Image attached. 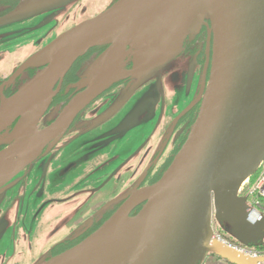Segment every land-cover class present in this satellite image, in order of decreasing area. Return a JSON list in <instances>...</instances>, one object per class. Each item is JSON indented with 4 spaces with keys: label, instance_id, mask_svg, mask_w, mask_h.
<instances>
[{
    "label": "water",
    "instance_id": "water-1",
    "mask_svg": "<svg viewBox=\"0 0 264 264\" xmlns=\"http://www.w3.org/2000/svg\"><path fill=\"white\" fill-rule=\"evenodd\" d=\"M65 1L73 0H26L0 24ZM205 21L213 35L210 78L188 139L169 168L77 247L37 264H200L207 254L226 264L264 261L213 238L214 222L239 245L264 246V215L249 211L240 196L264 159V0H116L59 35L28 60L42 69L1 102L0 134L17 123L14 144L0 153V188L111 84L128 76L134 90L162 75ZM101 46L108 48L75 85L83 92L50 127L37 131L75 61ZM128 56L130 72L123 69Z\"/></svg>",
    "mask_w": 264,
    "mask_h": 264
},
{
    "label": "flooded vegetation",
    "instance_id": "flooded-vegetation-1",
    "mask_svg": "<svg viewBox=\"0 0 264 264\" xmlns=\"http://www.w3.org/2000/svg\"><path fill=\"white\" fill-rule=\"evenodd\" d=\"M25 1L0 0V22ZM115 1H65L1 23L0 105L42 69L27 65L31 57ZM107 48H91L75 61L39 119L37 131L50 127L83 92L75 85ZM212 57L213 35L205 21L185 39L182 51L162 75L134 90L131 77L119 79L82 109L57 139L43 145L0 188V264H37L72 250L133 193L157 183L198 117ZM132 67L133 58L128 56L123 69L130 72ZM16 123L0 134V153L14 144L10 141Z\"/></svg>",
    "mask_w": 264,
    "mask_h": 264
},
{
    "label": "built area",
    "instance_id": "built-area-1",
    "mask_svg": "<svg viewBox=\"0 0 264 264\" xmlns=\"http://www.w3.org/2000/svg\"><path fill=\"white\" fill-rule=\"evenodd\" d=\"M240 196L246 199V205L249 211L256 215H264V159L256 174L244 184L240 191ZM213 238H216L246 257L253 259L264 258V250H261L258 247H245L230 242L224 239L219 232H215ZM259 264H264V261Z\"/></svg>",
    "mask_w": 264,
    "mask_h": 264
},
{
    "label": "rangeland",
    "instance_id": "rangeland-1",
    "mask_svg": "<svg viewBox=\"0 0 264 264\" xmlns=\"http://www.w3.org/2000/svg\"><path fill=\"white\" fill-rule=\"evenodd\" d=\"M213 229H214V233L215 232H219L222 237L230 242L236 243L234 242L228 235L224 234L213 222ZM237 244V243H236ZM254 247V246H253ZM261 247V246H259ZM200 264H226L225 262L219 260L218 258L214 257L213 255L207 254L206 257L204 258V260L200 263Z\"/></svg>",
    "mask_w": 264,
    "mask_h": 264
},
{
    "label": "trees",
    "instance_id": "trees-1",
    "mask_svg": "<svg viewBox=\"0 0 264 264\" xmlns=\"http://www.w3.org/2000/svg\"><path fill=\"white\" fill-rule=\"evenodd\" d=\"M259 249H261V250H264V246H261V247H258Z\"/></svg>",
    "mask_w": 264,
    "mask_h": 264
}]
</instances>
